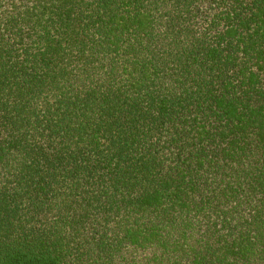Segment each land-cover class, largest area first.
<instances>
[{"label": "trees", "instance_id": "trees-1", "mask_svg": "<svg viewBox=\"0 0 264 264\" xmlns=\"http://www.w3.org/2000/svg\"><path fill=\"white\" fill-rule=\"evenodd\" d=\"M0 264H264V0H0Z\"/></svg>", "mask_w": 264, "mask_h": 264}]
</instances>
